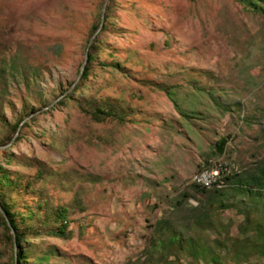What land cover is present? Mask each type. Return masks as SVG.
Wrapping results in <instances>:
<instances>
[{
    "label": "rangeland",
    "instance_id": "374dc122",
    "mask_svg": "<svg viewBox=\"0 0 264 264\" xmlns=\"http://www.w3.org/2000/svg\"><path fill=\"white\" fill-rule=\"evenodd\" d=\"M104 2L0 0V140L25 121L0 166L14 186L7 200L29 226L23 264H189L188 253L154 248V230L187 216L173 204L198 171L214 161L244 171L264 159V16L243 0H110L91 75L63 102ZM89 106L111 115L98 121ZM60 209L66 236H51ZM208 216L214 228L197 230L201 241L239 251L244 215ZM11 258L0 227V264ZM248 264L264 262L253 255Z\"/></svg>",
    "mask_w": 264,
    "mask_h": 264
},
{
    "label": "trees",
    "instance_id": "16d2710c",
    "mask_svg": "<svg viewBox=\"0 0 264 264\" xmlns=\"http://www.w3.org/2000/svg\"><path fill=\"white\" fill-rule=\"evenodd\" d=\"M243 1L251 7L254 12L264 16V0ZM105 16L108 20L109 16ZM99 26L100 24L94 26L92 36L98 30ZM107 28V25H104L101 32L106 31ZM98 36L94 43H98ZM94 43L89 52L88 66H85L79 83L75 86L73 85V89H69L71 91H66V93L68 91L69 93L63 97V102H70V100H72L77 94V90L80 88V83L83 84V82L91 75L92 62L95 59L94 53L97 49ZM5 73V69L0 68V83L4 80ZM17 74L18 72L16 75L11 76H18ZM24 78L28 81L32 80L31 76H26ZM166 93L172 102L176 103V100L173 98V94L170 92ZM83 110L84 112L93 115V117L98 121L104 120V117L101 115H111L110 113H106L101 106L96 108L89 106L87 109ZM23 121L24 119H20L14 125H9L14 135L8 138L7 141L2 142V140H0V147L7 146L11 143V141H13ZM20 132L16 137L15 142L22 139V137H20ZM227 142L226 138L218 141L216 146L219 154L222 155L224 153ZM13 187V182L11 181L8 173L4 172L3 168L0 166V205L6 211L8 220L15 230V235L13 234L12 229L9 228L10 226L8 221L1 211L0 227L3 229L4 239L10 244L12 249L10 264H23L26 262L25 260L28 256V251L24 249L23 244L28 240L26 228H29V226L25 225L24 227L19 224L18 217H20L21 214L14 212V205L7 200V193L4 189ZM187 189L188 191L181 193L177 201L173 204V214L177 212L178 215V213L182 211L181 208H183V211L187 208V210H185L187 212V216L184 215L177 220L168 218L159 221V224H157L154 230L156 235L153 243L154 248H157V245H161L163 246L164 251L170 254L172 253L177 257H180L183 253H188V256L191 257V262L189 264H193V260H201L206 263L210 260L212 263L222 264L226 259V256H230L231 254L233 255L232 259L234 260L232 264H248L249 258L253 255H256L260 261L264 262V159L259 161L254 167L248 168L244 171L237 170L228 176H225L222 182L215 184L212 188H205L201 185L191 183ZM192 196L197 198L196 200L199 203L197 206L189 203ZM229 209L239 210L245 218V224L241 226L240 231H238L241 235L245 236L237 242L239 243L237 246V248H239L237 250L239 251H232V248L236 246L234 242L231 241V244H228L224 240L218 239L214 240V248H211L210 245H207L206 243L204 244V242L201 241L202 239L198 232L201 230H212L214 228L208 213L210 214L214 210ZM66 213V209H60L56 212L54 218L61 224L57 228L49 230L47 234L60 237L66 236L65 228L68 223ZM46 217L50 218V215H46ZM20 222L25 224L23 219H21ZM46 222L48 221H44L43 224H47ZM205 224L206 227L203 226ZM39 234V231H34L30 235L38 237ZM15 245L17 246V252L15 251ZM216 250L224 251L226 253L225 255L217 254ZM53 255L54 254L42 256L39 261L42 263L48 262ZM165 262L167 261L164 260L163 264H170Z\"/></svg>",
    "mask_w": 264,
    "mask_h": 264
},
{
    "label": "built area",
    "instance_id": "2783aa9c",
    "mask_svg": "<svg viewBox=\"0 0 264 264\" xmlns=\"http://www.w3.org/2000/svg\"><path fill=\"white\" fill-rule=\"evenodd\" d=\"M235 165L214 161L211 165L195 173L191 179V183L201 185L205 188H212L215 184L223 181L225 176L237 171Z\"/></svg>",
    "mask_w": 264,
    "mask_h": 264
},
{
    "label": "water",
    "instance_id": "95a60500",
    "mask_svg": "<svg viewBox=\"0 0 264 264\" xmlns=\"http://www.w3.org/2000/svg\"><path fill=\"white\" fill-rule=\"evenodd\" d=\"M109 2H110V0H105L104 5H103V8H102V14H100V15H101L100 26H99L98 30L94 33V35L91 37V39H90V41H89V43H88V46H87V49H86V52H85V57H84V58H85V61H84V64H83V67H82V70H81V76H82V74H83V70H84L86 64L88 63V60H89L88 57H89V52H90L91 46L93 45L95 39L97 38V36L101 33V31H102L103 28H104L105 21H106V16H105V14H106V11H107V8H108V4H109ZM67 93H69V91H68ZM67 93H65V94L63 95V97H64ZM24 122H25V121H23V122L21 123V125H20V127H19V130H18V133H17L16 137L19 135V132L21 131ZM16 137L13 139V141H15ZM13 141H11V143H10L9 145H7V146L0 147V149H5V148L11 146V145L13 144ZM0 211H1V213L6 217V219H7V221H8V224H9V226H10L9 228L12 229V232H13V234L15 235V230L13 229L11 223H10L9 220H8V216H7L6 211L1 207V205H0ZM15 251L17 252V246H16V245H15ZM16 259H17V258H16ZM16 262H17V260H16ZM16 264H17V263H16Z\"/></svg>",
    "mask_w": 264,
    "mask_h": 264
}]
</instances>
